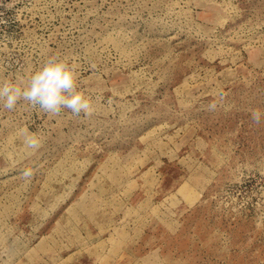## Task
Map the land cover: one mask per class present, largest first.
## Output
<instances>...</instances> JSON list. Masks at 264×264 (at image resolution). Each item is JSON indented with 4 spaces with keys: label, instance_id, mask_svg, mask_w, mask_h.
<instances>
[{
    "label": "rangeland",
    "instance_id": "rangeland-1",
    "mask_svg": "<svg viewBox=\"0 0 264 264\" xmlns=\"http://www.w3.org/2000/svg\"><path fill=\"white\" fill-rule=\"evenodd\" d=\"M52 55L93 112L0 107V264H264V0H0V83Z\"/></svg>",
    "mask_w": 264,
    "mask_h": 264
},
{
    "label": "clouds",
    "instance_id": "clouds-1",
    "mask_svg": "<svg viewBox=\"0 0 264 264\" xmlns=\"http://www.w3.org/2000/svg\"><path fill=\"white\" fill-rule=\"evenodd\" d=\"M76 65L68 59L57 55L48 57L23 83L4 81L0 83V107L12 111L21 100L28 102L33 108L42 109L46 113L59 115L62 109H68L73 115L83 113L90 116L93 112L91 101L77 90ZM221 98L222 94H221ZM217 105L209 104V111ZM259 110L252 112V120L259 124L262 119ZM25 145L37 150L41 146L40 139L32 134L26 136Z\"/></svg>",
    "mask_w": 264,
    "mask_h": 264
}]
</instances>
